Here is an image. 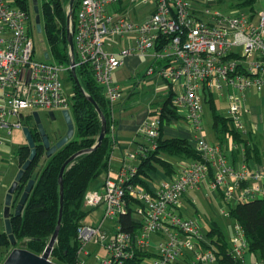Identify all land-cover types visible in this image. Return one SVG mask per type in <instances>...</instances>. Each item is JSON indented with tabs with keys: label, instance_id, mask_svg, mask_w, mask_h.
Returning <instances> with one entry per match:
<instances>
[{
	"label": "built area",
	"instance_id": "1",
	"mask_svg": "<svg viewBox=\"0 0 264 264\" xmlns=\"http://www.w3.org/2000/svg\"><path fill=\"white\" fill-rule=\"evenodd\" d=\"M16 1L0 0V149L6 137L14 129L22 130L25 119L37 109L70 112L73 91L66 88V82L72 61L76 71L87 67L114 114L123 98L113 73L126 58L138 55L150 61L146 76L171 89L172 105L190 125L193 148L201 158L182 160L171 178L145 191L133 185L138 166L126 164L133 158L126 153L116 180L107 179L85 193L84 207L102 208L103 216L98 227L78 228V264H82L80 255H88L87 244L106 251L100 264H124L136 250L152 254L151 249L156 250L151 264H183L185 260L214 264L215 249L205 224L191 207L184 208L183 197L197 191L208 201L222 202L223 218L230 216L228 204L264 197V170H250L245 163L234 167L220 144L202 136L203 105L210 96L226 105L225 118L233 131L248 134L243 120L251 114L247 95L251 91L264 94V10L223 14L204 7L200 0H75L67 20L74 50L68 45L65 65L50 51L44 52L47 60L35 59L31 11ZM112 121L113 135V115ZM161 127L160 118L143 124L141 135L151 150L156 148ZM229 140L231 149L244 155V147L232 136ZM145 150L139 147L134 158ZM243 181L247 185L242 186ZM127 214L139 227L134 233L124 231L119 221ZM106 221L112 224L110 232L102 228ZM153 236L160 240L150 242ZM230 246L234 260L245 255L247 243L237 224H233Z\"/></svg>",
	"mask_w": 264,
	"mask_h": 264
},
{
	"label": "trees",
	"instance_id": "2",
	"mask_svg": "<svg viewBox=\"0 0 264 264\" xmlns=\"http://www.w3.org/2000/svg\"><path fill=\"white\" fill-rule=\"evenodd\" d=\"M257 1L231 0V9H249L254 12L253 5ZM16 2L20 8L31 11V5L28 0H17ZM68 2L69 0H51L44 2L41 6L42 29L49 47L56 60L60 63L68 61L67 15L64 11V6ZM76 4L77 2L73 6L74 8ZM76 74L82 89L75 84L72 75H69V82L72 84L71 88L73 91L71 111L75 127V138H72L51 157H46L40 134H32L36 145V157L24 172L18 189L14 194L12 214L10 216L12 234L16 239V244L14 246L10 244L5 229L0 231V264L3 263L11 250L17 247L26 249L36 255H41L45 250L58 221L60 208L58 176L60 169L74 154L94 147L101 133V119L95 107L88 100V98H91L105 118L106 134L99 147L78 156L64 172L61 226L57 243L50 255V260L55 264H78L80 262L77 230L83 225V219L88 214V211L83 208V200L85 193L109 166L110 156L114 147L111 126L113 122L112 115L115 118V112L112 114L110 111L107 100L102 95L100 87L96 85L86 66L85 68L79 67ZM204 104L213 112V128L217 135L231 133L236 142L244 143L246 160L252 158V156L254 158L259 157V149L256 146L250 148L246 143L248 140L243 138V134L234 132L229 121L215 112V101L211 96L209 101ZM151 116L161 119L160 137L156 141L155 150H151L149 146H146L145 154L137 155L138 174L132 182L135 187L145 191H148L147 183L151 179L150 174L155 173L158 169L164 172L166 178H171L176 172L173 165L165 160L163 156L177 157L193 162L201 161L200 155L187 139L179 137L167 138L163 135L164 126L180 118L172 105V93L160 106L159 111H154ZM114 123L116 124V122ZM29 155L30 149L26 145L18 148L16 152L18 169L27 161ZM31 180L34 181V185L26 204L21 215L15 216L13 209L17 205L24 188ZM245 185H247V181L242 182V186ZM220 192L219 190L218 194L222 196ZM190 194H192L191 191L184 195L183 206L184 208L191 207L199 217L197 211L192 208L195 204L191 205L193 198ZM186 204L189 205L185 206ZM227 206H229V218L233 221V224L241 226L244 232V239L247 243L246 253L241 259L234 260L231 254L230 240L227 241L216 221L208 219L205 231L207 238L215 249L214 264H256L246 262L245 258L248 254L258 255L261 261L264 262V197L253 201L228 204ZM182 212L180 211L181 214H184ZM119 221L124 231L134 233L139 228L134 224L130 214L121 216ZM232 235L233 230L231 237ZM21 244L22 246H20ZM151 256L154 255L136 250L134 257L124 264H142L145 259ZM183 264L193 263L185 260Z\"/></svg>",
	"mask_w": 264,
	"mask_h": 264
},
{
	"label": "rangeland",
	"instance_id": "3",
	"mask_svg": "<svg viewBox=\"0 0 264 264\" xmlns=\"http://www.w3.org/2000/svg\"><path fill=\"white\" fill-rule=\"evenodd\" d=\"M29 4L31 5V36L34 41L35 45V59L36 60H44V52L50 51L52 54V50L49 47L45 33L42 29L41 33H38L35 27L34 22V12H33V6H32V0H28ZM51 0H38V6L40 11V17H41V25L43 28V22H42V16H41V6L44 2H49ZM214 2V3H213ZM201 5L204 7L209 8L210 10L219 11L223 14H228L232 11L231 6L232 2L231 0H200ZM69 6V2L65 4L64 11L66 13V8ZM254 11L259 12L261 10H264V0H258L253 5ZM34 26V27H33ZM123 44L117 46L114 51L119 50V48L122 47ZM54 55V54H53ZM135 57L141 58L138 55H135ZM142 60H146L148 65L150 63L149 59L147 58H141ZM66 65L67 62H64ZM145 68L141 66L138 69V72L140 73L137 75H131L129 71L127 70L126 66L120 67L118 70H116L113 73L114 82L116 83H123V86H121L122 90V98H125L128 93L134 89L137 94H135V98L133 100L138 101V104L140 106L139 110H142V108H148L152 103L160 102V98H158L156 93V87L155 84L146 85L143 84V87L141 85L134 86L136 81H138L144 74ZM66 78V75L63 76V79ZM65 82V80H64ZM72 84L68 81L66 82V88L69 90L71 89ZM258 95V94H257ZM260 96V95H258ZM249 103L252 107V114L248 116V118L245 120L247 127L250 128V130L254 129V134L258 138V146L262 153H260L261 157L264 158L263 150H264V104L260 102V100L257 99H250ZM71 111V110H70ZM39 118L41 123L43 124V127L47 133V135L50 138L51 144L54 143L55 139L57 138V135H64L66 133V124L64 122L62 112L60 110H55L53 113L55 115V121L50 122L48 112L45 110L39 108L37 109ZM215 112L221 116L226 117L227 111H226V105L222 102H215ZM71 118L72 111H71ZM115 117H118V114L115 113ZM73 120V119H72ZM74 124V123H73ZM29 126L32 127V122L29 121ZM203 133L202 136L204 139L211 143L216 142L215 137V131L213 128V112L207 105H203ZM171 129H175L178 131L177 137L186 138L193 146L195 145L193 139H192V129L190 125L186 122V120L182 117L179 118L176 121L171 122L170 124ZM75 129V127H74ZM166 137V135H164ZM75 136H73V139ZM140 142L144 143L143 146H148V141L140 137ZM26 144L25 137L23 135L22 130L20 129H14L10 136L6 137V145L0 149V231L4 230L3 228V212H4V201L5 196L7 194L8 189L10 188L13 180L16 177V174L18 172V160L16 157V152L18 148L24 146ZM135 147H132L130 150L133 158L126 161V164H131L137 166L138 160H136L134 157L135 155ZM115 153V152H114ZM165 160L170 162L175 169L179 168V164L182 162V159L177 157H167L163 156ZM264 164V160L261 162ZM117 164V163H115ZM161 170L158 169L156 172V176L160 175ZM165 179L162 180V182ZM149 184H152L155 186V180L150 179L148 181ZM157 185V184H156ZM192 198L195 200V205L192 206L194 210L197 211L200 219L203 221L205 226L207 227L208 219L214 220L217 222L221 230L223 231L227 241L230 240L231 234H232V226L233 221H231L230 218H223L220 214L221 208H225L222 202L220 201H214L213 199H210L209 201L206 200L201 193L197 191H191ZM189 204H186L187 206ZM83 208L85 211H88V214L83 219V224L87 226H93L98 227L102 221L103 211L102 208H97L94 210L86 209L84 207V200H83ZM102 228L106 231L110 232L112 229V224L109 221H106L103 223ZM160 239L156 236H153L150 239V242L155 243L158 242ZM22 246V244L20 245ZM20 248V247H17ZM86 251L88 252V255H80V258L82 260V264H100V261L106 258V251L100 247L95 246L93 244H87L85 247ZM5 252V251H4ZM152 254H156V250L151 249L150 251ZM250 255V254H248ZM251 256V255H250ZM249 257V256H248ZM247 257L246 260H250ZM256 264H264V262L261 261L260 257L258 255H255ZM154 256H151L150 258H147L144 260L143 264H151Z\"/></svg>",
	"mask_w": 264,
	"mask_h": 264
},
{
	"label": "crops",
	"instance_id": "4",
	"mask_svg": "<svg viewBox=\"0 0 264 264\" xmlns=\"http://www.w3.org/2000/svg\"><path fill=\"white\" fill-rule=\"evenodd\" d=\"M136 58L137 57H135V56H130V57L125 59V62L123 64L124 66H126L127 70L129 71V73L131 75H137L138 76L140 74L138 72V69L141 66H143L145 68L144 74L142 75V77H139L140 79L138 81H136L134 86H137V84L141 85L142 87H143V84L150 86V84L154 83L155 87H156V93H157L158 98H160V96H161L160 102L152 103L150 106H148V108H142V110H139L140 106L138 104V101L133 100L135 98L134 97L135 94H137L134 89H132L128 93V95H126V97L122 99L120 106L115 110V113L118 114V117H115L116 124L114 127V134L112 135L114 137V147H113V151H112L111 156H110L109 166H108L106 171L101 173V175L97 178V180L91 186L90 189L101 187L107 179L116 180L118 178L119 170H120L121 166L123 165V163L125 162L124 157H125L126 153L131 154L130 150L132 149V147H135L136 148L135 149L136 150L135 155H136L138 153V148L142 147L144 144V143L140 142V140H138V139H140V137H142L141 129L143 127V124L148 119L158 118L156 116L155 117L151 116V113H153L154 111L158 112L160 109V106L169 97L170 93H172L171 89L162 81H159L153 77L146 76L145 72H146V69L148 66L147 61L144 58H143L144 60H142L141 58H138V59H136ZM113 80H114V78H113ZM116 84L120 87V89H121V86H123V83H116ZM121 93H122V90H121ZM250 99L260 100V102L262 104H264V94L258 96L254 91H251L248 93L246 103L251 108V114H252V107L249 103ZM213 100L215 102H217V100H215L214 98H213ZM251 114L244 115V121ZM170 124H168V125L166 124L164 126V129L162 131L163 135H166L167 138L177 137L178 131L175 129H171ZM245 126L248 130L249 135L247 134V136H245L243 134L242 136H243V138L247 139L248 142H250L249 144L247 142L246 143L251 147L256 146L259 149V153H262L259 146H258V138L254 134V129L250 130V128L247 127L248 125H246V123H245ZM231 136L234 138V136L231 133H224L223 135H217V133L215 132L216 142H213V143H217V144L221 145V147L225 151V154L227 156V160L234 167H236L239 164L245 163L250 170H253V171L254 170H264V164L261 163L264 160V158L261 157V155H259L258 158H254L252 156V158L246 160V157L242 153L240 154L239 150L236 151V150L231 149V143L229 140V137H231ZM179 138H181V137H179ZM184 139H186V138H184ZM234 140H235V138H234ZM237 143H238V145L244 147V149L246 148L244 146V143H242V142H237ZM263 154H264V152H263ZM262 156H264V155H262ZM115 163H117V164H115ZM137 166H138V164H137ZM156 172L152 173L150 175H151V179L155 180V183L157 185L155 184V186H153L152 184L147 183L148 191H153V190L157 189L159 187L160 183L162 182V180L166 178L163 171H161L160 175H158V176H156ZM2 224H3L2 226L4 228V219H3ZM83 225H85V224H83ZM247 257L250 259L249 261L246 260L247 263H256L255 262V259H256L255 256L246 255L245 259H247Z\"/></svg>",
	"mask_w": 264,
	"mask_h": 264
},
{
	"label": "water",
	"instance_id": "5",
	"mask_svg": "<svg viewBox=\"0 0 264 264\" xmlns=\"http://www.w3.org/2000/svg\"><path fill=\"white\" fill-rule=\"evenodd\" d=\"M75 0H69V14L67 17V20L69 17L72 15V10L74 6ZM32 6H33V12H34V22L36 26V30L38 33L42 32V25H41V17H40V11H39V6H38V0H32ZM67 42L70 47L71 52L73 53V37L72 34L68 31L67 32ZM44 58L47 60L48 59V53H45ZM72 69H71V75L72 78L75 82V84L80 88V82L76 74V69H75V63L72 61L71 63ZM88 100L92 103V105L95 107L102 123V129L101 133L98 137L97 144L92 147L90 150L87 151H80L73 156H71L61 167L59 176H58V184H59V193H60V208H59V215H58V221H57V226L55 228V231L53 235L51 236L45 250L41 255H36L31 253L30 251L23 249V248H14L11 250V252L8 254V256L5 258L2 264H55L50 260V255L52 253V250L54 246L57 243V238L59 234V229L61 226V220H62V213H63V175L66 170V168L80 155L90 152L97 147L100 146L103 138L105 137L106 134V121L104 116L102 115L101 111L99 110L98 106L96 103L91 99L88 98ZM32 116L35 120V122L38 124V132L40 134V137L42 139V145L46 151V157H51L54 153H56L59 149L64 147L74 136V124L71 118V114L68 110L62 111V116L64 119V122L66 124V134L60 138L55 144H51L50 138L47 135L41 121L38 115L37 111H34L32 113ZM48 116L51 119H55V115L53 112H49ZM23 135L25 137L26 141V146L30 149V155L27 161L21 166V168L18 170L16 177L14 181L12 182L10 188L7 191V194L5 196V201H4V212H3V219H4V229L5 233L8 235L9 241L11 245L16 244V239L14 238V235L12 234V228H11V223H10V216L12 214V205H13V197L15 192L18 189L19 183L23 177L24 172L29 168L31 165L32 161L36 157V145L35 142L33 141L31 131L28 127H24L22 129ZM34 181L31 180L29 183L26 185L24 188V191L22 195L20 196V199L13 209V214L15 216H20L23 210L24 205L26 204V201L28 199V196L33 188Z\"/></svg>",
	"mask_w": 264,
	"mask_h": 264
},
{
	"label": "flooded vegetation",
	"instance_id": "6",
	"mask_svg": "<svg viewBox=\"0 0 264 264\" xmlns=\"http://www.w3.org/2000/svg\"><path fill=\"white\" fill-rule=\"evenodd\" d=\"M71 113V112H70ZM49 120H50V122H54L55 121V119H51L50 117H49ZM29 121L30 122H32V127L31 126H29ZM43 125V124H42ZM25 126L26 127H28L29 129H30V131H31V134H35V133H39L38 132V124L35 122V120H34V118H33V116L31 115V116H29V117H27L26 119H25ZM66 134V133H65ZM64 134V135H65ZM64 135H57V138L55 139V141H54V143L53 144H55L60 138H62ZM52 144V145H53ZM26 145V144H25Z\"/></svg>",
	"mask_w": 264,
	"mask_h": 264
}]
</instances>
